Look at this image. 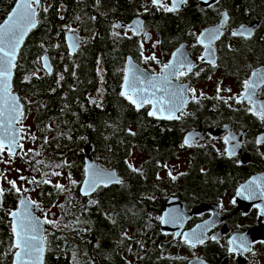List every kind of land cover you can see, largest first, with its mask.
<instances>
[{"label": "flooded vegetation", "instance_id": "1", "mask_svg": "<svg viewBox=\"0 0 264 264\" xmlns=\"http://www.w3.org/2000/svg\"><path fill=\"white\" fill-rule=\"evenodd\" d=\"M14 2L11 0L10 9ZM161 2L170 7L173 0ZM53 5L59 8L58 40L62 53L79 60L87 54H95L94 77L99 84L88 98L99 93V99L91 104L92 109L109 113L112 107H126L137 117L138 128H149L147 134H151L150 138L139 140V154L144 159L139 160L138 175H122L113 165L108 169L103 168L97 160L98 149L91 141L86 143L91 145L89 155L92 160L104 170L115 171L119 181H122L101 185L88 197L80 196V185L85 175L86 155L83 148L86 144L81 154L76 155L75 162L77 166L81 164L83 177L81 180L78 177L72 188L88 204L85 209L95 212L93 208L105 192L109 195L113 192L117 198L116 203L106 201L111 212L112 209L118 211L112 219L107 217L119 236L115 240L117 251L112 256L103 257V262L101 258L91 256L90 260L93 261L90 264H130L126 255L129 248L120 242L124 228L139 229V247L137 255L132 257L137 264H264V194H261L264 193V142H256L258 139L264 141V121L259 119L258 114H252V106L247 101L236 103L235 99H229L240 95L245 80L255 79L254 72H264V0H207V3L187 0V3L178 4L173 12L152 5L151 0H40L37 26L30 33L39 26L40 9ZM224 13H227V23L221 28L223 34L210 43L215 53L216 66L213 67L199 57L209 55L206 52L208 35L221 27ZM137 24L140 28L137 34H133ZM69 28L73 31L70 32ZM233 31L238 34L233 36ZM67 33H76L80 41L79 48L73 54H70L66 42ZM144 33L150 38L145 39ZM201 33H204L201 37L203 43H197V36ZM95 36L101 46L94 41ZM178 49L187 55L194 66L191 72L179 79L172 78L171 86L195 89L197 98L193 100L191 92L187 93L188 102L183 107V115L176 114L180 116L179 119L149 116L151 104L136 109L120 95L129 57L139 70L156 77L161 75L162 65L173 60V53ZM117 52H120V62L114 61V65H111L112 53ZM153 54L156 60L145 62L144 57ZM38 64L40 67L36 76L51 74L42 69L40 60ZM218 85L221 89L219 95L228 103L216 99ZM11 92L18 95L12 89ZM255 93L253 99L257 104L264 103V84L255 89ZM157 95L163 94L157 92ZM22 117L23 113L17 125L23 130V138L19 142L23 149L12 158L5 150L0 154L1 164L23 159L31 165L30 153L25 157L23 153L24 149H30L27 139H30L28 134L32 135L34 129L26 131ZM96 131L97 128L91 126L89 133ZM186 138L189 139L188 145L184 144ZM148 150L151 159L146 158L145 151ZM30 170L31 166L26 170V175ZM170 171L175 180L169 176ZM39 172L34 169L38 181L41 180ZM0 174L6 177L0 178V187L5 190L0 204V264H14L15 253L19 249L13 246L15 237L9 213L18 209L22 199H27L39 205L36 207L37 217L42 222L45 218L56 220V217L46 208L43 192L47 189L43 183H28L27 191L33 190L38 198L33 200L29 193L11 190L9 180L22 182L15 171L0 165ZM122 194L134 198L138 205H122ZM99 204L102 205L101 201ZM98 208L103 212V207ZM77 218L80 221L78 211ZM43 224L42 264H62L63 245L68 241H63L61 235H57L60 238L52 242L53 227ZM193 230H203L206 237L203 244L190 247L183 242L184 234H191ZM212 236L217 239H209ZM88 237L91 248L101 249L96 234L89 232ZM233 238L234 243L230 245L229 240ZM75 239L78 240V237ZM241 240L247 244V250L237 247ZM72 243L76 255L77 242ZM230 247L233 248L232 252L228 251ZM75 259L78 262L77 257Z\"/></svg>", "mask_w": 264, "mask_h": 264}, {"label": "trees", "instance_id": "2", "mask_svg": "<svg viewBox=\"0 0 264 264\" xmlns=\"http://www.w3.org/2000/svg\"><path fill=\"white\" fill-rule=\"evenodd\" d=\"M1 1L0 13L4 9L5 15L11 7V2L3 7ZM58 16L59 8L56 5L47 8V11L40 9L39 26L30 33L13 68L12 91L18 93L20 97L22 113L27 114L28 103H30V110L34 112L35 136L39 143L36 150L41 155L44 153V159L48 163L60 164L63 167L60 163L61 158L76 159V155L81 154L83 145L91 141L98 149L97 153L104 155L102 163L113 165L122 175H138L136 171H131V173L128 171L126 161L132 150L139 153V140L151 137V134H147L150 132L149 128H138L137 117L126 107L120 106V109L116 106L112 107L109 113L104 111L99 113L92 109V102L88 95L95 91L99 84L98 79H95V54H87L79 60L62 53L58 40L60 34ZM92 34L91 32V36ZM94 39L101 46L97 36ZM44 54L51 61L52 73L36 76L40 67L38 60ZM114 61L120 62V52L112 53L111 65H114ZM48 120L51 122L50 126L46 124ZM91 126L97 128L95 133H89ZM104 126L105 129H102ZM45 134L48 136V142L42 150ZM107 144L108 146H105ZM145 154L147 159L152 158L149 150L145 151ZM125 170L127 172H123ZM76 200L84 203L79 196ZM100 201L102 205L99 204ZM106 201L116 203L115 193L112 192L110 195L103 193L98 206L93 208L95 212L77 209L81 218L87 215L91 226L90 233L96 234L101 247V249L91 248L88 243L82 241L83 236L80 235L79 243L76 245L78 253L75 255L79 264H90L93 261L90 260L91 256L99 257L103 262V257L112 256L117 251L115 243L119 237L116 235L117 230L98 208L107 206ZM120 203L130 204L133 207L138 205L134 198H128L124 194H122ZM84 207L86 208L87 205L84 204ZM73 215L72 209H69L68 215L66 212L61 214L60 225L54 229L51 240L56 241L60 238L57 235H61L63 241H68L63 245L65 250L62 252L64 256L62 264H74L73 249L75 246L72 242L78 240L75 239V231L72 230L74 226L70 224Z\"/></svg>", "mask_w": 264, "mask_h": 264}, {"label": "snow or ice", "instance_id": "3", "mask_svg": "<svg viewBox=\"0 0 264 264\" xmlns=\"http://www.w3.org/2000/svg\"><path fill=\"white\" fill-rule=\"evenodd\" d=\"M204 2L207 3V0H204ZM151 3L158 8H163L166 12H173L177 10L178 4L187 3V0H173L170 7L163 4L161 0H151ZM39 4L40 0H19L13 14L8 16L3 25H0V117L6 119L9 125L20 120V117L22 116V107L19 105L18 98L12 95L8 81L11 76V69L14 67L16 50L20 42L23 40L25 33L29 29L36 26V15ZM44 10L47 11V9ZM222 15L224 19L221 22V27H218L208 35L209 46H206V52H208L209 55L199 57L201 61L206 60L211 63L213 67L216 66L213 58L215 53L214 49L210 47V43L211 41L218 39L219 36L223 34L221 28L225 23H227V13ZM61 19H63V17H61ZM93 19H95V17H93ZM114 27H116V25H114ZM139 28L140 26L137 24L135 30H130H133V34H137V30H139ZM68 30L70 32L73 31L70 28ZM237 34L238 33L236 31L232 32L233 36H236ZM144 36L145 39L150 38L147 33H144ZM203 36L204 33L197 36V43H203V40L201 39ZM78 45V38L73 37L70 47L76 48ZM153 47H155V45H153ZM141 49H143V44H141ZM177 53H179V55ZM141 56H143L142 50ZM144 60L145 62L149 60L155 61L156 57L153 54L151 56L144 57ZM157 63H159V61H157ZM193 66V63L188 59L187 55L178 49L176 53H173V60L162 65L161 75L159 76L152 77L143 74L137 75V72H139L138 69L133 70L131 74H129L128 69H125L124 90L120 92V95L127 99L131 104L135 105L137 109L143 107L145 104H151L152 110L148 112L149 116L179 119L180 116H177L176 114L180 113L181 116L183 115V107L188 102L187 93L191 92L192 99L196 100V90L187 87L174 88L171 86L172 78L179 79L191 72ZM45 68L50 73L51 69L47 66V63H45ZM141 76H143V79H141ZM253 77H255V79H249L243 82V91L238 97H230L229 99H235L236 103H243L244 101H247L252 106L250 109L252 114H258L259 119L264 121V103L257 104V102L253 99L256 94L255 89L264 84V72L257 70L253 73ZM61 79H63V77H61ZM145 82H147L150 86L151 91L149 90V87H138V85L144 84ZM220 91L221 89L218 85L216 99L224 100V103H228L227 99L219 95ZM228 91L231 90L228 89ZM157 92H160L163 95L158 96ZM201 96H203V93H201ZM92 103L97 102L93 100ZM0 123H2V121H0ZM131 134L135 135V133ZM22 138V129L12 127L7 128L5 130V134L0 136V154H3L6 150L9 158L18 155L19 153L16 149H23V145L18 143V140ZM31 139L34 141L36 139L35 135H32ZM47 142V138H45L44 143L46 144ZM227 142L228 141L226 139V143ZM256 142L259 144L264 141L258 139ZM184 144L188 145L189 139L186 138ZM238 146L239 145L237 144L236 147ZM29 153L33 158L41 155L40 152L32 149H29L28 152L24 153V155H29ZM35 165H43L44 167L50 169V171L43 173L44 176L61 175L59 171L55 170L61 167L60 164H45L44 161L37 160L35 161ZM129 167L131 168L132 166L129 165ZM36 170H39V167H36ZM132 171H139V169L132 168ZM85 175L86 179L84 181V187L81 190L83 195H90L91 192H94L101 185L107 186L110 182L122 183V181H119L118 179H112L111 177L106 178V174L99 170L90 171L89 169H85ZM169 176H171L173 180L176 179L175 176H172L171 171L169 172ZM0 178L6 179L3 174H0ZM20 179L26 180L31 184L50 183V180L48 179L38 181L35 178L28 179L24 176H21ZM69 180L73 185L76 184V181L71 180L70 174ZM8 183L11 185V190H15L17 193L21 191V189L17 187L15 181L9 180ZM54 187L60 193L71 191V189H67L64 185L59 183L55 184ZM25 191H27V189H25ZM4 192L5 190L0 187V204H2ZM239 194L240 193H238V195ZM90 203L94 202L90 201ZM20 204L23 205V210L11 211L9 213L12 218L11 230L15 237L13 246L20 249L15 253L16 259L14 264H39L44 251V236L39 227L41 222L32 214L30 207V205L34 207H39V205L36 204L35 201L27 199H22ZM60 207L63 208V205H60ZM77 220L79 222V218H77ZM43 223L55 226L58 224V221L45 218ZM176 235L180 234L177 233ZM205 237L206 233L203 230H200L199 232L197 230H193L191 234H184L183 242L189 244L190 247H195L197 243L203 244ZM209 239L216 240L217 238L212 236L209 237ZM234 240L235 238H233V240H229V244H233ZM237 247L247 250V244L243 240H241V244ZM228 251L232 252L233 248L230 247ZM73 259L75 262V253L73 254ZM75 264H78V262H75Z\"/></svg>", "mask_w": 264, "mask_h": 264}, {"label": "rangeland", "instance_id": "4", "mask_svg": "<svg viewBox=\"0 0 264 264\" xmlns=\"http://www.w3.org/2000/svg\"><path fill=\"white\" fill-rule=\"evenodd\" d=\"M10 2H11V0H2L1 5L3 7H5ZM3 17H4V9L0 13V21L2 20ZM100 73H101L100 77L102 79V76H103L102 67H101ZM98 95H99V93H95L90 98L91 102L93 100H95V101L98 100L99 99L97 97ZM29 104L30 103L27 104V109H28L27 114L23 115L22 119H23V123L25 122L24 124H25L26 131H28L29 128L34 129V132L32 133V135H35L36 126H35V122L33 119L34 112L32 110H30ZM91 104H93V103H91ZM46 124L48 126H50L51 122L48 120V122H46ZM32 135L28 134V136H30V139H27V140L30 141V145H29L30 149L37 151L36 149L39 146V143L37 142L38 139L35 136L36 139L33 141L31 139ZM43 138H44V140H45V138H48L47 134H45ZM46 144L44 143L42 150H44ZM25 151L28 152L26 149H24V153H26ZM24 153H23V157H25ZM96 156H97V158H99L97 160L101 162L102 167L105 169H108L109 164H107L106 162L102 163V160L104 159V155L102 153L98 152L96 154ZM142 158L144 159V157H141L140 154L138 152H136V150L131 151L129 158L126 161V167L128 168V171L130 173L132 171V168L138 169L140 167L139 160ZM30 160H31V165L27 161H24L23 159L22 160H13V161H11V163H9V162H4L2 164L0 163V165L2 167H4L5 169H12L13 171L16 172V175H18L19 177L24 176L28 179L35 178L34 169H36V167H39V170H40L39 173H40L41 180H43V179L50 180L49 184H44V187L47 189V191H44L43 193L45 195V201L47 203L46 208L48 209V212L50 214H51V212H53V214H55L56 221H58V224H56L55 226L51 224V227H53L52 230L55 231L54 229H57V226L60 225L59 218L61 217V214L63 212H66V215H68L69 209H72L74 215L70 219V221H71L70 224L74 225V228L72 230L75 231V237H79L81 235V236H83L82 241L89 243L90 237H88V236H89L91 226L89 225V220H87V215H83L82 218L80 217L79 222H78V220L75 219L77 217V209L78 208L80 210L85 209L84 204L87 206H88V204H86L85 201H84V203H81L80 201L76 200V197H78V196L76 195L74 189L72 188L73 184L69 180V174L71 175V180L76 181L78 179V177L80 180L82 179L83 171H82L81 164H79L77 166L75 159L73 157H63L60 159V163L63 165V167L55 169L56 171H59L61 173V175L60 176H52V175L44 176L43 173L48 172L49 168H46L43 165H40V166L35 165V161H37V160H42L45 162V164H48V162L44 159V153L41 155V157L36 156L33 158L31 156ZM32 165H33L34 169L32 168ZM129 165H131L132 167L130 168ZM30 166H31V170H30L29 174L26 175V170ZM14 181L16 182L17 187L20 188L22 192L29 193L30 197L33 200L38 199L33 190H31L32 192L25 191V189H27V187H28V182L26 180H22V182H19V181L14 179ZM134 181H135V179H134ZM57 183L64 185L67 189H71V191L70 192L66 191L64 193L58 192L54 187V185ZM60 205H63V208H61ZM103 212L105 213L104 215L110 219L113 218V214L116 213V215H117V213H118V211L116 209H112V212H111V210L108 209V206H105L103 208ZM74 216H75V218H74ZM73 220H74V222H73ZM127 222H128V218H127ZM76 242L78 243L79 240ZM120 242H122L126 248H129L128 251L126 252V255L129 256V260L127 263L137 264L132 259V257H135L137 255V250L139 247V229L134 230L133 228H124V231L121 234Z\"/></svg>", "mask_w": 264, "mask_h": 264}, {"label": "water", "instance_id": "5", "mask_svg": "<svg viewBox=\"0 0 264 264\" xmlns=\"http://www.w3.org/2000/svg\"><path fill=\"white\" fill-rule=\"evenodd\" d=\"M210 1H214V0H210ZM201 2L203 3L204 0H201ZM18 3H19V0H15V2H14V4H13L12 8H11L10 11L7 13V15H6V17L3 19V21L0 22V25H3L4 22H5V20L8 18V16L13 14V11H14V9H16ZM36 26H37V21H36ZM36 26H35V27H36ZM35 27H34V28H35ZM32 29H33V28L29 29V30L25 33L23 40L20 42V44H19V46H18V48H17V50H16V57H15L14 64H15L17 58H18L19 50L21 49L23 43L25 42L27 36L29 35V33H30V31H31ZM73 37L78 38V35H77L76 33H67V34L65 35L67 45H68L69 49L71 50V51H70V54H73V53L79 48V46H80V41H79V45H78L76 48H71V47H70V45H71V43H72V38H73ZM78 40H79V38H78ZM45 58H46V61H45ZM45 63H47V66L51 69L50 62H49L48 56H47L46 54L42 55V57L40 58V64H41L42 69H43L46 73H49V72L46 70V68H45ZM13 68H14V67H12V69H11V76L9 77V81H8L10 91H11V89H12V79H13V75H14V70H13ZM127 69H128V71H129V74H131V72H132L133 70H136V69L139 70L138 65H136V64L131 60L130 57L127 59ZM50 73H51V71H50ZM137 73H139V75L143 74V75H147V76H149V74H147V72L142 71V70H139V72H137ZM141 79H142V78H141ZM145 84H146V83H145ZM141 85H142V86H141ZM139 87H141V88L149 87V90H150V86H149V85L140 84ZM123 90H124V83H123V86H122V91H123ZM11 93H12V92H11ZM12 95H14L15 97L18 98L19 105L22 107V104H21L20 101H19V97H18V95L15 94V93H12ZM134 106H135V105H134ZM135 108H136V106H135ZM136 109H137V108H136ZM20 119H21V117H20ZM0 121H2V123H0V136H3V135L5 134V130H6L7 128H9V127L16 128V129H20V128L18 127V125H17L18 122H14L13 124L9 125L8 122H7V120L4 119L3 117H0ZM19 142H20V140H18V143H19ZM90 147H91L90 144H86L85 147L83 148V154L86 155V157L84 158V172H85V169H89L90 171H92V170H99V171H101V172H103V173L106 174V178L111 177L112 179H118V180H119V178L117 177L115 171H113V170H111V171L104 170V169H102V168L99 166V164L95 163V162L92 160L91 156L89 155V152H90V150H91ZM16 151L19 152L20 149L18 148V149H16ZM85 179H86V175H84V179H83V181H82V183H81V185H80V196H82V197H88V196H90V195L93 193V192H91L90 195H83V194H82V191H81V190H82V188L84 187V181H85ZM114 183H115V182H110V183L107 184V186L110 185V184H114ZM30 207H31L32 214H33V215H34V216H35V217L41 222L40 225H39V227H40V230H41V232H42V234H43V236H44L45 225H44L43 222L37 217V212H38V210H37V208L34 207V206H31V205H30ZM17 210H23V205H21V204L19 203V205H18V209H17ZM17 210H16V211H17ZM19 250H20V249H19ZM19 250H18V251H19ZM15 259H16V258H15ZM42 259H43V253H42ZM42 259H41V261L39 262V264H42ZM14 262H15V260H14Z\"/></svg>", "mask_w": 264, "mask_h": 264}]
</instances>
